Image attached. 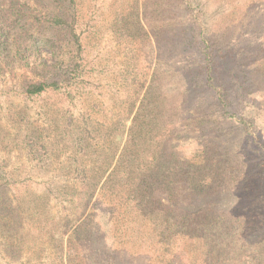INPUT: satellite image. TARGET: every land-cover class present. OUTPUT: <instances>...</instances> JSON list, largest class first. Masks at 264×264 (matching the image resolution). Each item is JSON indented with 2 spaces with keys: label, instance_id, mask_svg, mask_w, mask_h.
<instances>
[{
  "label": "rangeland",
  "instance_id": "1",
  "mask_svg": "<svg viewBox=\"0 0 264 264\" xmlns=\"http://www.w3.org/2000/svg\"><path fill=\"white\" fill-rule=\"evenodd\" d=\"M0 19V264H264V0Z\"/></svg>",
  "mask_w": 264,
  "mask_h": 264
},
{
  "label": "trees",
  "instance_id": "2",
  "mask_svg": "<svg viewBox=\"0 0 264 264\" xmlns=\"http://www.w3.org/2000/svg\"><path fill=\"white\" fill-rule=\"evenodd\" d=\"M1 20V19H0ZM52 21H53V23H55L56 25H59V24H61L62 23V19L61 18H59V17H55V18H53L52 19ZM2 31H3V29H2V23L0 22V37L1 36H3V34L4 33H2ZM73 42H74V44L77 46V49L79 50L80 49V42H79V38L78 37H76L75 35H74V33H73ZM78 52V51H77ZM75 68H77V67H75ZM67 79V78H66ZM208 80H211V79H208ZM48 88H51V89H58V87H57V83L56 82H52V83H38V84H31V85H29L27 88H26V90H25V94H26V96H28V97H32V96H34V95H38V94H41L42 92H44V91H46ZM216 96H217V98H216V100H217V102H220L222 105H223V103H224V96H222L220 93H214ZM126 169V168H125ZM125 169L123 170L124 172H123V175L125 176V177H127L128 176V174H127V172H125ZM119 171H120V169H118ZM113 173V174H112ZM112 173H110V177L111 176H113L114 174H116V173H114V170H112ZM147 175H148V173H146ZM142 176L143 177H145L146 175H144V174H142ZM109 176H108V178H110ZM145 182H143V183H146L147 182V180H144ZM132 183H129L128 185H131ZM147 186H148V184H147ZM129 189H131V186H129Z\"/></svg>",
  "mask_w": 264,
  "mask_h": 264
}]
</instances>
